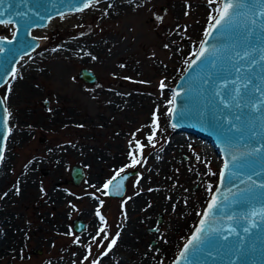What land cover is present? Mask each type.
<instances>
[{"label":"rangeland","instance_id":"374dc122","mask_svg":"<svg viewBox=\"0 0 264 264\" xmlns=\"http://www.w3.org/2000/svg\"><path fill=\"white\" fill-rule=\"evenodd\" d=\"M220 1L97 0L37 32L39 46L23 57L35 68L28 90L0 87L6 102L15 96L7 108L17 119L11 134L22 130L0 165V246L7 242L0 264L171 262L210 197L220 165L209 144L173 133L160 105L171 99ZM11 34L0 27V37ZM72 44L73 55L62 50ZM81 68L97 83L79 79ZM154 112L159 126L150 144ZM173 135L183 154L168 150ZM137 141L141 163L126 167ZM74 165L85 173L79 185L71 177ZM121 168L136 172L124 195L111 198L100 189ZM24 175L28 181L20 188ZM75 220L86 225L83 233L74 231ZM132 220L136 232L126 234Z\"/></svg>","mask_w":264,"mask_h":264},{"label":"water","instance_id":"95a60500","mask_svg":"<svg viewBox=\"0 0 264 264\" xmlns=\"http://www.w3.org/2000/svg\"><path fill=\"white\" fill-rule=\"evenodd\" d=\"M83 2L84 0H3L0 3V13H2L0 20L12 21L9 25L13 30L10 37H0V41H3L0 44L3 48V52H0V85L7 82L21 59L38 47L40 37L33 35L32 32L47 28L48 23L56 17L87 11V8L77 11L78 8L83 7ZM223 2L224 0L220 1L219 8L222 7ZM252 6L255 9L260 7L259 4ZM250 31L251 36H249ZM204 39L203 37L200 44ZM26 42H30L31 46H27ZM206 47L216 49V56L200 62L193 55L171 89L173 94L180 95L177 96L176 103L171 105L170 109H175V115L170 117L169 126L174 133H188L209 144L221 162L217 182L210 197L187 239L183 244L181 243L177 254L169 264H176L177 261H180V264H264V222H260L258 216L264 211V189L244 191L248 187L246 182L249 176L257 185L264 182V128L257 119L262 113L252 112L248 107L238 109L235 107V102L230 108H224L220 103L221 97L216 96L217 92H220L224 98L233 94L232 90L236 85L228 82L236 80L239 76L238 83L241 85L242 94L244 93L242 86L246 79L253 78L248 94L242 95L241 103L247 104L259 98V93L252 92V88L257 85L264 87V80L261 79L264 77V60L261 59L264 55V31L259 27L253 30L251 24L244 26L243 18H240L236 26L231 29L223 33H214ZM12 49L16 50L14 55ZM245 53L248 55L245 56ZM240 56L245 58L240 59ZM194 61L196 63L189 70V63ZM77 75L79 79L90 85L97 83L96 75L89 69L81 68ZM226 83L228 87L224 88L223 85ZM5 109L7 108L4 103L0 105V157H2L0 165L4 160L10 136L9 114L7 111L6 116ZM237 116L240 117L239 120L236 119ZM229 120L231 124L228 123ZM172 123H177V127H171ZM252 149H261V151L250 156L241 155ZM233 155L240 157L235 161V166ZM225 164L229 167L225 168ZM135 172L121 173L127 176L123 181L121 194L108 196L122 197L128 178ZM221 173L226 178L223 183L220 180ZM71 177L73 183L79 185L85 173L81 167L74 165L71 167ZM213 195L217 197L218 203L224 201L216 214L218 223L215 225L216 228L224 231L212 232L198 249H192L190 246L187 260H181L179 253L200 227V221L204 218L207 205ZM249 214H252L251 219H239L248 217ZM228 216L236 219L229 221ZM252 219L257 220V226L245 233L244 228L249 226ZM85 228L83 221H73L75 232L83 233ZM233 228L238 235H229L228 230ZM224 235L229 236L227 241L223 239Z\"/></svg>","mask_w":264,"mask_h":264},{"label":"snow or ice","instance_id":"6c2138e0","mask_svg":"<svg viewBox=\"0 0 264 264\" xmlns=\"http://www.w3.org/2000/svg\"><path fill=\"white\" fill-rule=\"evenodd\" d=\"M3 0H0V3H2ZM97 0H84L83 7L78 8L77 11H83L85 8H88L92 6L94 3H96ZM212 2V0H210ZM253 4H259V9H255L252 5ZM2 14V13H0ZM240 18H243V25L246 26L248 24H251L253 26V30L256 27H259L261 31H264V0H224L222 7L217 9V15L216 16H210L209 20L211 21L210 26L208 30L204 32V41L199 46V51L194 52L193 55L197 57V60L200 62H203L204 60H209L216 56L217 50L216 49H209L206 47V44L208 43V40L210 38H213L214 33H223L226 30L231 29L232 27L236 26ZM12 21L10 20H0V25H9ZM251 31L249 32V36H251ZM35 39V38H33ZM3 41H0V44H2ZM9 44L11 41L8 42ZM27 46H31L30 42H26ZM38 46V45H37ZM13 55L15 54V49L11 50ZM0 52H3V48L0 47ZM248 53H245V56H247ZM245 56H240V59H244ZM261 59L264 60V55L261 56ZM196 62L189 63L188 67L189 70L192 69L193 64ZM255 63V62H254ZM237 72H240V69H237ZM264 80V77L261 78ZM240 80V77L237 76L236 80L229 81L228 83L236 85V87L232 90L233 94H230L227 98H224L221 96L220 92L216 93V96L221 97L220 103L223 105L224 108H230L235 102L236 108H242V107H248L250 111L255 113H262L257 117L261 121V126L264 128V87L261 85H257L254 88H252V92L259 93V98L255 101H250L247 104L241 103L242 95H247L250 85H252L253 78L249 77L246 79V81L243 84L244 93L242 94L241 91V85L238 83ZM228 83L224 84L223 87L227 88ZM0 87H3V85H0ZM164 88L163 83L161 84V89ZM180 95L179 93H175L172 95L169 104L174 105L176 103L177 96ZM6 98H0V105H2L5 102ZM7 116V109L4 110ZM158 111V110H157ZM169 117H172L175 115V109H170L166 113ZM158 116L154 112L153 114V134L149 135L147 137L148 142L151 144L152 141L155 138V130L158 128ZM237 120L240 119L239 116L236 117ZM5 123H7V120H5ZM179 123V121H177ZM177 123H172L171 127L175 128L177 127ZM229 124H231V121H228ZM10 131V130H9ZM231 147V145H230ZM261 151V149H252L251 151L244 152L241 155L242 156H250L257 154ZM143 152V145L137 141L135 149H132L130 147L129 152V158H130V164L126 167H135L137 164L141 163V160L137 159L138 155H141ZM2 158V157H0ZM240 157L233 155L232 159L235 166V161H237ZM229 165L225 164V168H228ZM125 172L124 168L119 169L115 172V174L112 176L111 179L107 180L102 189L100 191L104 192L105 195H120L123 181L127 179L126 175H121V173ZM259 175V174H257ZM225 176L223 173H221L220 180L221 183L225 181ZM248 187L244 189V191L252 192L256 188L264 189V182L257 185L256 181L252 179L251 176L248 177ZM103 202L101 201V204ZM224 201L217 202V197L213 195L211 201L207 205V210L204 213V218L200 221V227L196 229L195 235L191 237L189 241L184 246L183 251L179 253L181 260H187V254L190 252V246L192 249H198L201 244L204 243V241L209 237V235L212 232H222L223 229H218L215 227V225L218 223L216 219L217 212L221 209ZM97 216L100 217V220L103 222L104 218L100 215L99 211H97ZM251 215L249 214L248 217H240L239 219L243 220H249L251 219ZM259 221L264 222V211H261L259 214ZM227 219L229 221H232L236 219L235 217L228 216ZM239 222V220H237ZM257 226V220L252 219L251 223L248 227L244 228V232L247 233L251 229L255 228ZM99 231L103 232L104 229L101 228ZM229 235L238 233L235 232V229H229L228 230ZM229 238L228 235H224L223 239L227 241ZM93 239H96L95 237ZM116 244V238H113L109 244L108 249L104 252V255L108 254V251H111V247ZM93 264H98V261H93ZM176 264H180V261H177Z\"/></svg>","mask_w":264,"mask_h":264},{"label":"bare ground","instance_id":"6f19581e","mask_svg":"<svg viewBox=\"0 0 264 264\" xmlns=\"http://www.w3.org/2000/svg\"><path fill=\"white\" fill-rule=\"evenodd\" d=\"M129 1H131V0H129ZM109 5V9H112V10H114L115 9V7H114V5H115V3H110V4H108ZM108 5H106V6H108ZM90 8V7H89ZM176 9V8H175ZM62 16H64V15H62ZM62 16H60V17H62ZM57 18V17H56ZM55 21V18L54 19H52L49 23H48V26H47V28L53 23ZM0 27H5V28H7V29H9L11 32H12V30H13V27L12 26H10V25H7V26H5V25H0ZM47 28H42V29H38V30H34L33 32H32V34L33 35H37L38 33H39V31H42V30H46ZM38 32V33H37ZM39 44H40V42H39ZM39 46V45H38ZM74 47H75V44H72V45H67L66 47H64L62 50H64L66 53H68V54H74L73 52L75 51V49H74ZM82 47V46H81ZM37 49V48H36ZM61 50V51H62ZM34 51V50H33ZM32 51V52H33ZM31 52V53H32ZM24 58H22L21 59V61L17 64V67H16V70L13 72V74L8 78V80H7V82L5 83V84H3L4 86L6 85V84H8L6 87H5V91H7V90H9V89H20V90H22L23 92L24 91H27L28 90V86H27V84H26V80L28 79V78H30V76H31V73H34V69H33V66L32 65H30V61H26V60H23ZM21 64V65H20ZM19 65H20V67H19ZM184 66V65H183ZM19 67V68H18ZM14 75V78H12V76ZM3 86V87H4ZM2 87V88H3ZM30 89V88H29ZM22 92V93H23ZM26 93V92H25ZM169 99H170V96L168 95L165 99H164V103L162 104L161 103V105H160V107L164 110V113L166 114V112H167V110H168V106H169ZM11 101V102H10ZM10 101H5L4 102V105H5V107L6 108H8L10 105H13L14 103H15V96L12 98V99H10ZM18 101V100H17ZM16 101V102H17ZM156 103V102H155ZM14 107V106H13ZM17 121V119H14V120H12L11 118H10V116H9V124H12V123H14V122H16ZM174 133V132H173ZM21 135H22V130L21 129H18L17 130V132H16V134H15V136H13V134H11V129H10V136H9V139H8V143H7V148H9L10 147V145H13L15 142H16V140L17 139H19V137H21ZM168 150L170 151V152H175V153H181V154H183V149H182V146L180 145V139L177 137V136H175V135H173L172 136V138H171V140H170V142H169V144H168ZM6 152H7V150H6ZM5 155H6V153H5ZM203 157H204V155H203ZM218 157V156H217ZM4 158H5V156H4ZM219 158V157H218ZM217 158V167L220 165V162H221V160H220V158L218 159ZM3 164L5 163V161L3 160V162H2ZM1 163V164H2ZM162 163V162H161ZM158 165H161V164H158ZM29 174V171H27L26 172V174L25 175H28ZM23 176V178H22V180L20 181V184L18 185V186H20V188L21 187H23V186H25L26 185V183H27V179H28V177H26V176ZM30 182V181H29ZM213 183V182H212ZM211 183V184H212ZM60 195V193L59 192H56V193H54L53 195H52V198H53V200L55 199V198H57L58 196ZM142 199L143 198H139L138 200H136V205H135V210H137L138 212L139 211H142V209H143V201H142ZM135 223H134V220H132V221H130L129 222V224H128V227L125 229V233L128 231L129 233L131 232V233H133V231L134 232H136L135 231ZM127 234V233H126ZM124 235L125 237H127L128 235ZM130 235V234H129ZM125 237L122 239V243L124 244V245H128L129 244V242H130V239H125ZM3 245L2 246H0V252H2V250H4L5 249V244L7 243V242H5V241H3ZM132 245V244H131ZM2 247V248H1ZM4 252V251H3Z\"/></svg>","mask_w":264,"mask_h":264}]
</instances>
